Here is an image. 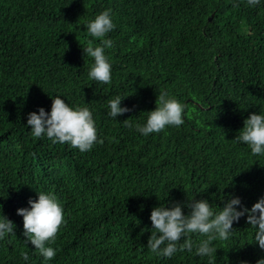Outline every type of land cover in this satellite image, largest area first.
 Returning <instances> with one entry per match:
<instances>
[{
    "label": "trees",
    "instance_id": "trees-1",
    "mask_svg": "<svg viewBox=\"0 0 264 264\" xmlns=\"http://www.w3.org/2000/svg\"><path fill=\"white\" fill-rule=\"evenodd\" d=\"M108 9L103 84L89 78L94 58L83 49L100 46L86 25ZM161 91L185 105L184 123L145 136L135 125ZM56 96L91 111V150L33 136L28 115L50 113ZM116 96L130 111L112 118ZM253 113L264 114V0H0V219L15 225L0 239V264H257L264 249L247 213L212 242L211 257L196 255L206 237L195 233L192 252L166 258L147 247L155 207L179 204L188 215L207 200L218 212L238 197L241 211L264 198V154L235 139ZM38 192L64 211L49 261L17 215Z\"/></svg>",
    "mask_w": 264,
    "mask_h": 264
},
{
    "label": "clouds",
    "instance_id": "clouds-1",
    "mask_svg": "<svg viewBox=\"0 0 264 264\" xmlns=\"http://www.w3.org/2000/svg\"><path fill=\"white\" fill-rule=\"evenodd\" d=\"M259 2L260 0H247L250 6H255ZM110 13V9L105 10L86 25L90 36L99 38L101 43L100 46L93 47V42L89 40L87 48L83 49L85 54L94 58L89 78L103 84L111 83V64L105 55V48H112L113 41L103 39L115 28ZM121 100L120 96H116L108 101L110 117L116 118L130 111L120 106ZM155 105L154 110L147 112L146 124L135 125L141 134L147 136L159 133L166 126L179 127L184 123L185 105L168 92L161 91ZM123 122L126 126L132 127L128 119ZM27 125L30 126L34 137L39 138L46 133L53 143H67L80 152L91 150L97 142V129L89 108L69 107L60 96L53 98L50 113H46L42 107L39 114L30 113ZM235 139L249 145L252 154H264V114H251L244 121V127ZM99 142L103 143L102 140ZM28 203L30 208L17 210V215L23 217L24 236L45 261L52 260L56 256V250L46 244L55 242L57 233L64 223L63 207L54 194L44 192H38V199L35 201L30 199ZM240 203L238 197L231 198L224 203L222 210L214 212L207 200H199L188 205L191 209L188 215L183 213L179 204H174L170 209L165 206L155 207L150 215L155 231L151 233L147 247L157 256L166 258H171L177 251L192 252L194 241L190 234L195 233L206 237L195 243L196 255L211 257L217 251L211 247L212 242L217 238L227 240L233 230V222L239 221L247 213V223L256 229L255 242L264 249V198L255 203L250 210L244 208L238 211L235 206H239ZM14 229L15 225L11 220L4 216L0 219V239L8 234H15ZM182 239L183 243H179ZM21 257L25 261L29 259L26 252H22ZM257 264H264V259L258 260Z\"/></svg>",
    "mask_w": 264,
    "mask_h": 264
}]
</instances>
